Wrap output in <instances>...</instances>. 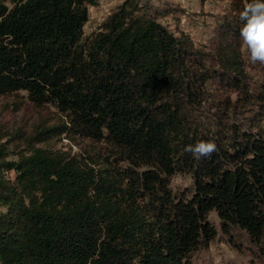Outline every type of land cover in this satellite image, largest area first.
<instances>
[{"label": "trees", "instance_id": "trees-1", "mask_svg": "<svg viewBox=\"0 0 264 264\" xmlns=\"http://www.w3.org/2000/svg\"><path fill=\"white\" fill-rule=\"evenodd\" d=\"M96 1L0 0V96L23 91L65 117L29 138L28 155L7 160L0 147V264H191L215 237L212 211L224 232L262 242L264 80L256 129L193 119L208 80L246 92L239 14L208 54L140 0L83 37ZM63 133L107 152L87 162L34 144ZM200 140L217 150L196 160L184 148ZM181 172L189 196L169 186Z\"/></svg>", "mask_w": 264, "mask_h": 264}, {"label": "rangeland", "instance_id": "rangeland-1", "mask_svg": "<svg viewBox=\"0 0 264 264\" xmlns=\"http://www.w3.org/2000/svg\"><path fill=\"white\" fill-rule=\"evenodd\" d=\"M122 1L97 0L95 5H89L83 37L96 33L101 23ZM140 2L159 10L158 20L162 24L174 32L188 34L193 41V47L208 54L212 53L211 48L218 39V31L231 19H235L242 10L241 6L246 4L245 0L244 2L242 0H140ZM240 53L244 65L243 79L247 83L244 96L238 98L235 93H230L218 78L208 80L204 85L205 96L193 113V119L201 126H212L217 120L221 125L242 123L244 128L256 129L262 115V103L258 100L255 90L264 80V64L252 63L243 43ZM207 63L211 66L210 59ZM228 102L233 107L225 110V104ZM63 121L65 117L56 107L51 104L36 106L23 91L1 95L0 147L6 151V159L17 160L22 154L28 155L31 146L30 137L32 138L44 127L61 124ZM34 144L65 151L87 162L107 152L103 142L78 136L71 138L65 133ZM8 174L12 176V173ZM169 186L176 195L183 193L189 196L193 187L191 174L181 172L173 175L169 180ZM208 220L216 230L215 237L208 245L191 255V264H264V240L255 243L245 231L236 227L229 233L224 232L214 211L209 213Z\"/></svg>", "mask_w": 264, "mask_h": 264}, {"label": "clouds", "instance_id": "clouds-1", "mask_svg": "<svg viewBox=\"0 0 264 264\" xmlns=\"http://www.w3.org/2000/svg\"><path fill=\"white\" fill-rule=\"evenodd\" d=\"M240 37L252 63L264 64V0H249L241 10ZM217 150L213 141L200 140L185 146L184 151L194 159L210 157Z\"/></svg>", "mask_w": 264, "mask_h": 264}]
</instances>
